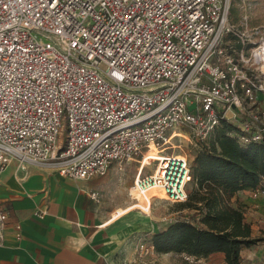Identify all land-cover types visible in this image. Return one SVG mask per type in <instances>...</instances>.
I'll return each mask as SVG.
<instances>
[{"label":"built area","instance_id":"built-area-1","mask_svg":"<svg viewBox=\"0 0 264 264\" xmlns=\"http://www.w3.org/2000/svg\"><path fill=\"white\" fill-rule=\"evenodd\" d=\"M229 9V0H0V172L15 162L85 180L137 160L138 195L158 188L185 201L189 162L165 153L179 128L203 140L225 120L244 142L264 138V35L232 30ZM229 32L239 48L225 43ZM151 146L160 156L143 174ZM129 195L149 212L150 201ZM8 224L0 205V245ZM12 227L19 240L21 224ZM153 248L137 245L140 257Z\"/></svg>","mask_w":264,"mask_h":264},{"label":"crops","instance_id":"crops-1","mask_svg":"<svg viewBox=\"0 0 264 264\" xmlns=\"http://www.w3.org/2000/svg\"><path fill=\"white\" fill-rule=\"evenodd\" d=\"M134 175L131 167L119 171L113 165L92 183L93 177L72 180L51 169L9 164L0 172V205L9 214L0 264H180L182 260L202 264L212 256L223 257L222 253L196 258L155 250L140 257L137 245L141 241L152 245V234L165 227L160 228L157 218L122 209L128 204V183ZM123 177L126 183L121 186ZM92 191L99 193L97 200L90 197ZM248 194L249 190H242L235 196L250 206L247 211L252 218L246 221L255 236V221L264 222V210L255 209L254 201L245 198ZM37 211L43 216H35ZM13 222L22 226L19 240L14 237Z\"/></svg>","mask_w":264,"mask_h":264},{"label":"trees","instance_id":"trees-1","mask_svg":"<svg viewBox=\"0 0 264 264\" xmlns=\"http://www.w3.org/2000/svg\"><path fill=\"white\" fill-rule=\"evenodd\" d=\"M243 136L236 123L221 120L199 141L190 165L191 188L186 187L185 201L175 202L194 213L152 234L155 251L196 258L222 253L225 264H242L241 251L264 240L252 235L245 206L232 202L238 191L264 188V138L244 142Z\"/></svg>","mask_w":264,"mask_h":264},{"label":"rangeland","instance_id":"rangeland-1","mask_svg":"<svg viewBox=\"0 0 264 264\" xmlns=\"http://www.w3.org/2000/svg\"><path fill=\"white\" fill-rule=\"evenodd\" d=\"M230 7L233 9L231 11V8L229 9V14L227 18V25L234 31H244L248 35H251V32L253 30L258 31V35H254V37H250L251 40L255 41L259 38V36L264 35V0H229ZM225 43L228 45L239 48L237 39L229 32L226 35H224ZM251 45V44H250ZM177 132L180 133L179 136L173 137L170 141L171 144L169 148L165 150L166 154H176L181 155L187 158L189 165H191V162L193 160V157L196 153V151L199 149V141L201 139H197L191 130L187 127H181L177 130ZM155 161H152L149 165H145L142 169V173H151L155 167ZM138 161H132L126 165L125 168L132 169V172L137 171L138 168ZM134 178V177H133ZM91 179V178H89ZM98 178L93 177L90 182L97 183ZM125 177L122 179V185L126 182ZM129 187L127 189V201L128 204H125V206L122 209L125 208H131V205H133L135 202L134 199L129 195L131 192L133 195H136L139 198L138 204L140 203L141 206L145 207V204L141 202L140 194H137V191L132 190L133 186V180L132 183H128ZM127 185V184H126ZM125 185V186H126ZM187 188H191V183L189 182L187 185ZM242 191V190H241ZM160 195V193H156ZM237 194V193H236ZM235 194V195H236ZM234 195V196H235ZM233 196V197H234ZM232 197V202L235 203L236 197ZM245 198H250L254 201L255 209L261 208L264 210V197L259 198H253L251 197V190H249V194ZM150 201V210L147 215L157 218L162 223V226L160 228L167 227L171 222H173L176 219H191L194 211L187 210V209H179L175 204L172 202H168L167 200L160 198L159 196H151L149 198ZM145 203L147 204L146 200ZM243 204V203H242ZM245 206V204H243ZM250 206L244 207V216L246 219H251L252 216H250L249 212L247 211V208ZM134 211H138L136 208H131ZM142 213V212H140ZM143 215H146L145 213H142ZM261 221V219H259ZM259 220H256L255 222L257 225L255 226V236L261 237L264 239V222L261 221V223H258ZM249 223V222H248ZM155 250V249H153ZM186 255V254H185ZM242 255V264H264V240H261L257 242L255 245H252L248 248H244L241 252ZM177 259H174L172 261L176 262ZM182 260V259H181ZM204 263L202 264H225L223 261L222 256H212L210 259L202 260ZM180 264H196L194 261L189 262L188 260H182L179 261ZM249 262V263H248Z\"/></svg>","mask_w":264,"mask_h":264},{"label":"bare ground","instance_id":"bare-ground-1","mask_svg":"<svg viewBox=\"0 0 264 264\" xmlns=\"http://www.w3.org/2000/svg\"><path fill=\"white\" fill-rule=\"evenodd\" d=\"M146 154L149 155L148 157H150V161H149V159H146L144 161V162H146V164H150L152 162L153 158L155 159V158H158L160 156V154L157 153V149L153 146L150 147L148 153H146ZM132 190H134V188H132ZM156 193H160V195H158ZM151 196H159L160 198L165 199V195H164L163 191L158 189V188H154V189L146 192L144 195L140 196L141 202L143 201L142 203L146 205L145 200H146V202H148L149 198ZM119 213H120V211L118 210V214ZM115 214H117V213H115Z\"/></svg>","mask_w":264,"mask_h":264}]
</instances>
